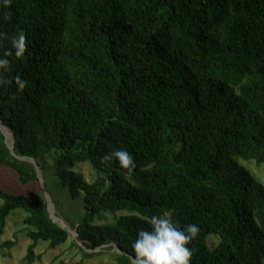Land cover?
Wrapping results in <instances>:
<instances>
[{
	"label": "trees",
	"instance_id": "16d2710c",
	"mask_svg": "<svg viewBox=\"0 0 264 264\" xmlns=\"http://www.w3.org/2000/svg\"><path fill=\"white\" fill-rule=\"evenodd\" d=\"M21 29L27 50L0 87L14 154L0 131V164L23 185L39 178L18 156L54 176L81 208L74 245L115 243L114 264H133L137 229L169 214L201 229L191 264H264V185L238 162L264 164V0H0V52ZM116 149L133 170L102 162ZM46 186L32 197L0 186V233L26 213L28 262L38 242L71 235Z\"/></svg>",
	"mask_w": 264,
	"mask_h": 264
},
{
	"label": "rangeland",
	"instance_id": "374dc122",
	"mask_svg": "<svg viewBox=\"0 0 264 264\" xmlns=\"http://www.w3.org/2000/svg\"><path fill=\"white\" fill-rule=\"evenodd\" d=\"M6 132V139L11 142V132L7 128H3ZM239 164L247 168L254 177L264 185V164H258L255 160L238 159ZM77 170L81 172L87 180L93 178L92 168L88 163H82L77 166ZM39 183L21 184L16 177L13 169L4 167L0 164V186L14 194H23L32 197L38 193L40 188L46 187L45 197L49 203V213L51 217L64 227L75 230L70 223L77 222L81 213V208L73 203L67 196L66 190L55 183L54 176H50V172L44 179L42 172L39 170ZM53 200L57 207L54 205ZM2 200L0 199V204ZM119 214V213H118ZM26 213L16 208L11 211L7 217V221L3 232L0 233V243L11 240L15 244L11 248L3 247L0 249V264H114L113 252L119 251L115 243L105 245L95 250L85 248L80 241L78 246L74 245L73 240L77 236L70 232L67 241L56 247L50 248L45 241L38 242L35 248V259L31 262L25 260L27 247L31 240L24 231L23 219ZM114 216L107 213L105 218L97 220L98 223L110 222ZM70 222V223H69ZM210 241L216 242L217 237L213 234L209 236ZM87 253H89L87 255Z\"/></svg>",
	"mask_w": 264,
	"mask_h": 264
},
{
	"label": "clouds",
	"instance_id": "9594fccd",
	"mask_svg": "<svg viewBox=\"0 0 264 264\" xmlns=\"http://www.w3.org/2000/svg\"><path fill=\"white\" fill-rule=\"evenodd\" d=\"M10 0H4L8 4ZM27 50L26 36L21 29L10 39V47L0 52V87L10 84L7 74L12 71L13 55L19 59ZM17 91L27 87V81L20 75L15 77ZM116 160L126 170L136 167L133 155L126 149H116L102 157V162ZM147 228H138L131 247L134 264H191L195 249L189 245L198 238L200 227L196 223L180 227L169 214L152 215Z\"/></svg>",
	"mask_w": 264,
	"mask_h": 264
},
{
	"label": "water",
	"instance_id": "95a60500",
	"mask_svg": "<svg viewBox=\"0 0 264 264\" xmlns=\"http://www.w3.org/2000/svg\"><path fill=\"white\" fill-rule=\"evenodd\" d=\"M0 131L4 134V136H5V142L7 143V145H8V147H9V149H10V151L14 154V151H13V144H14V136H13V133H11V142H8L7 141V139H6V134H5V132H4V130H3V127H5L4 125H3V123L0 121ZM7 128V127H6ZM8 129V128H7ZM9 130V129H8ZM10 131V130H9ZM11 132V131H10ZM18 158H20V159H22V160H28V161H30L33 165H34V167H35V169H36V171H37V175H38V178H40V174H39V167H38V165H37V161L34 159V158H31V157H20V156H18ZM47 204H48V211H49V203H48V201H47ZM50 217H51V215H50ZM52 218V217H51ZM53 219V218H52ZM53 221L54 222H56L54 219H53ZM57 224H59L62 228H64V229H66L68 232H72V233H74L76 236H78V234H77V232H76V230H71L70 228H68V227H64L63 225H61L60 223H58V222H56ZM133 264H134V260H133Z\"/></svg>",
	"mask_w": 264,
	"mask_h": 264
},
{
	"label": "bare ground",
	"instance_id": "6f19581e",
	"mask_svg": "<svg viewBox=\"0 0 264 264\" xmlns=\"http://www.w3.org/2000/svg\"><path fill=\"white\" fill-rule=\"evenodd\" d=\"M3 128H6V127H3ZM8 130V129H7ZM6 133V132H5Z\"/></svg>",
	"mask_w": 264,
	"mask_h": 264
}]
</instances>
